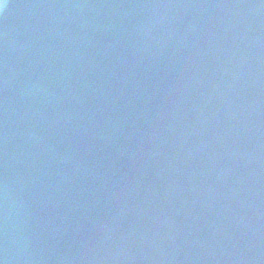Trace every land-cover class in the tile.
Listing matches in <instances>:
<instances>
[{
    "label": "water",
    "instance_id": "95a60500",
    "mask_svg": "<svg viewBox=\"0 0 264 264\" xmlns=\"http://www.w3.org/2000/svg\"><path fill=\"white\" fill-rule=\"evenodd\" d=\"M0 264H264V0H2Z\"/></svg>",
    "mask_w": 264,
    "mask_h": 264
},
{
    "label": "clouds",
    "instance_id": "9594fccd",
    "mask_svg": "<svg viewBox=\"0 0 264 264\" xmlns=\"http://www.w3.org/2000/svg\"><path fill=\"white\" fill-rule=\"evenodd\" d=\"M0 3H2V0H0Z\"/></svg>",
    "mask_w": 264,
    "mask_h": 264
}]
</instances>
